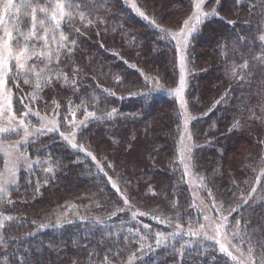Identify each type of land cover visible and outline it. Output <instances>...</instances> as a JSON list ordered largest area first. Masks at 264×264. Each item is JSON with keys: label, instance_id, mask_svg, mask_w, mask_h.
Here are the masks:
<instances>
[{"label": "trees", "instance_id": "1", "mask_svg": "<svg viewBox=\"0 0 264 264\" xmlns=\"http://www.w3.org/2000/svg\"><path fill=\"white\" fill-rule=\"evenodd\" d=\"M251 2L220 0L217 5L215 0H206L204 8H216L219 15L205 18L190 38L185 87L188 112L196 117L188 127L193 170L203 180L201 193L212 202L210 189L220 213L228 216L229 227L240 220L242 231L244 221L251 220L255 227L264 216V201L259 199L264 197V190L259 185H255L257 192L253 193L256 203L229 215V210L241 203L239 197L247 196L255 184L259 169L254 172L249 165L256 166L264 156V144L259 143L264 140V123L249 119V109L264 115L256 107L264 103L258 93L264 69L257 67L250 83L231 78L233 63L242 64L248 59L251 68L258 65L252 57L262 52L258 36L264 31L258 28L256 9L249 12ZM83 3L88 5L95 23L80 37L72 61L62 65L65 72L73 62L79 66L80 92L73 95L71 87L61 88L57 83L55 88H45L41 95L50 105L53 98L57 99L62 114H67L69 98L75 106L81 96L88 110H96L97 115L116 109L111 118L92 121L79 131L77 142L96 156L122 192L126 190L131 209L117 211L128 206L97 168L96 161L72 149L58 133L40 136L27 146L30 158H50L58 166L54 176L43 170L48 164L33 165L20 172L18 188L10 190L14 203L5 212L16 220L5 232L7 242L0 243V264H19L20 256L27 257L31 264H88L89 251L99 253V264L105 245L117 239L123 250L114 259L126 260L139 239L133 236L125 247L124 237L132 235L129 229L133 233L140 229L148 236L147 243H153L157 232L167 235L177 224L196 227L201 223L177 158L182 113L168 91L177 81L176 46L171 35L161 31L180 28L192 11L193 0H135L149 17L147 20L125 0ZM229 20L236 24H228ZM20 86L22 91L13 88L16 108H20L17 97L32 91L22 82ZM226 92L224 99L215 104ZM93 95L98 102L91 99ZM44 101L37 102L39 107L43 108ZM83 115L82 109L76 113L79 118ZM237 120L241 126L233 128ZM132 211L147 214L133 219ZM96 218H101L102 223H96ZM145 224L150 229H144ZM100 240L105 244H98ZM188 241L192 247L186 246L185 255L191 256L183 264H233L216 245L188 238L184 233L136 264H176L179 257L173 253L172 245L179 248ZM252 242H264V230L256 233ZM260 251L256 249L257 256Z\"/></svg>", "mask_w": 264, "mask_h": 264}, {"label": "snow or ice", "instance_id": "2", "mask_svg": "<svg viewBox=\"0 0 264 264\" xmlns=\"http://www.w3.org/2000/svg\"><path fill=\"white\" fill-rule=\"evenodd\" d=\"M206 0H193L191 15L183 21V26L175 32H169L167 29H161L166 34L171 35L172 39L176 41L177 53L180 61V78L179 84L175 88L174 93L179 98L180 107L183 109L182 116L184 119V132L180 137L181 160L190 161L192 145L187 141L192 140V135L188 130V122L196 119L188 112L187 102L184 98V90L186 87L185 70H186V49L189 43V37L197 30V25L209 16H217L219 13L216 8L211 11H205L204 5ZM236 3H241L243 0H235ZM89 3L97 4V0H89ZM125 3H130L131 7L144 19H149L144 11L137 6L135 0H125ZM217 5L220 0H215ZM99 6V5H97ZM256 9L255 15L260 19V28L264 31V0H252L249 3V12L253 13ZM79 22L80 26H77ZM103 22L102 20L100 21ZM95 23L92 18V12L83 0H0V160L3 163V169L0 170V243H6L5 232L12 227L13 221L16 217L11 214H5L7 207L12 205L14 201L10 198V187L17 186L18 188V172L21 164H24L28 169H32L33 165L43 167L48 164L47 168L43 170L55 175V168L57 163H51L48 160L41 161L30 160L26 150L23 149L30 142H35L31 138L38 139L40 136L51 132H58L60 137L65 140L72 149L77 152L84 153L93 161H96L97 168L104 172L108 178L111 187L120 194L123 203L128 206L127 209H117V211H126L131 209L130 200L127 197L126 190L121 191L116 181L108 176L104 171L103 165L96 160V156L91 151H88L83 143L77 142V135L79 131L86 128L92 121H101L105 118H111L116 109L112 112L102 113L97 115L96 110L89 111L87 101L80 97V103L73 106L71 98L67 101V114H62L59 110L61 108L60 102L53 98L51 105L44 101L41 93L45 88H55L59 83L61 88L71 87L72 94L76 95L80 92L77 84L81 69L75 65L69 69L68 72L63 70V66H68L69 61H72L78 48V41L80 37L85 35V32ZM151 23L155 24V20ZM230 25H235L236 21H227ZM247 23V21H245ZM158 26V25H157ZM84 29L82 31L81 29ZM100 33L97 32L96 35ZM243 39V37H240ZM258 40L262 42V52L260 55L252 57L253 60L258 61V65H253L250 68L249 60L244 59L242 64L233 63L231 68V78L239 81L249 82L257 67L264 69V34L258 36ZM21 82L23 85L30 86L32 91L19 96L16 103L21 107L13 108V88L17 91H22ZM119 82V78H117ZM11 84V87L9 86ZM109 95H115L108 89H104ZM259 99L264 100V75L261 76V82L258 87ZM86 95V94H85ZM227 92L223 94L215 104H219L220 100L224 99ZM94 102H98L99 98L95 95L91 97ZM38 101H44L43 108L39 107ZM35 105V107H34ZM247 107V105H245ZM261 114H264V103L256 106ZM83 110V118L76 120V113ZM49 115H41V112ZM249 119H254L260 123H264V115H257L256 111L249 109ZM19 113V115L17 114ZM63 115V122L59 117ZM69 116L71 119H69ZM32 117H35L39 126H34ZM62 123L71 130L67 133L61 131ZM240 121L237 120L233 124V128H239ZM232 129H229L231 131ZM15 135L18 138L10 140L8 137ZM259 143L264 144V140ZM112 167V165H108ZM252 171L256 172L259 169L258 175L255 179V184L251 191L244 196L239 197L241 203L229 210V215L236 212L237 209L248 206L252 207L256 203V198L253 193L257 192L259 185L261 190H264V156L256 166L249 165ZM188 168V163H185V169ZM31 181H29L30 183ZM47 183V180L45 181ZM127 183V182H126ZM207 188L206 185H204ZM36 191L39 192V181H37ZM155 195V193H153ZM208 195L212 197L211 208L209 211L215 209L219 211L215 203V197L212 191L208 189ZM264 201V197H260ZM251 201V203H250ZM203 203V201H201ZM175 206V205H173ZM222 207V205H220ZM264 208V205H262ZM147 213L140 211H132V218L137 216H144ZM115 215V213H112ZM83 219V218H82ZM206 223L199 225L198 229L189 227L188 235L192 237H201L204 240L214 241L218 245L220 253L227 256L233 264H264V242L253 243L254 235L264 230V216L252 226L251 220L244 221L243 231L241 228V221L236 220L234 227H229L228 216L221 214L216 218L208 215L203 217ZM71 223V221H67ZM59 223V221H58ZM96 223H102L101 218H96ZM44 227V225H41ZM144 229H150V225H143ZM130 236L124 237L125 247L133 241V236H138L135 240L137 247L127 257L126 260L114 259L120 256L123 250L119 247V239L112 241L111 245H105L106 251L103 259L99 260V264H136L137 261H143L144 257L162 244L168 246L169 239H175L183 233L182 225L177 224L175 230L167 235L162 232L155 234L153 243H147L148 236L143 234L140 229H129ZM28 235H32L29 233ZM16 239V237H10ZM233 241H236L235 243ZM98 244H105L104 240L98 241ZM191 248V241L181 244L179 248L172 245L174 254H178L179 259L176 264H183L184 260L190 258L185 255V248ZM51 247V245H50ZM83 247L87 248V245ZM260 248V255L257 256L256 249ZM27 251V249H25ZM96 257L97 259H94ZM99 253L95 251L88 252V264H98ZM19 264H31L27 257L20 256ZM73 264H76L73 261Z\"/></svg>", "mask_w": 264, "mask_h": 264}, {"label": "rangeland", "instance_id": "3", "mask_svg": "<svg viewBox=\"0 0 264 264\" xmlns=\"http://www.w3.org/2000/svg\"><path fill=\"white\" fill-rule=\"evenodd\" d=\"M205 11H210L209 9H205ZM192 11H193V8H192ZM191 11V13H192ZM191 13L185 18V20L191 15ZM203 21V20H202ZM201 21V22H202ZM200 22V23H201ZM200 23L197 25V29H198V26L200 25ZM182 26H183V23H182ZM181 26V27H182ZM179 29V28H178ZM177 29V30H178ZM175 30V31H177ZM174 31V32H175ZM0 32H2V30H0ZM195 32V31H194ZM193 32V33H194ZM192 33V34H193ZM191 34V36H192ZM191 36L189 37V42H190V38ZM174 43H175V46H176V41L173 39ZM188 46H189V43H188ZM187 50H188V47L186 49V60H185V64H186V70H185V82L187 81V77H188V66H187ZM176 68H177V81H176V84L174 86V88H171L170 90H168L170 92V94H172L174 97H175V100L178 102V106H179V111L180 113L183 112V109H181L180 107V101H179V98L175 95L174 93V90L175 88L178 86L179 84V78H180V71H181V68H180V61H179V54L177 53V47H176ZM10 86V85H9ZM184 98H185V101H186V97H185V90H184ZM14 101H15V96L13 94V108L14 109H17L14 105ZM19 107H21V105L19 104ZM19 115V113H17ZM41 115H49V118H51L50 114L48 113H45V112H41ZM83 117L79 118V117H76V120L79 121L80 119H82ZM32 123L34 126H39L37 120L35 117H32ZM69 119H71V117L69 116ZM62 122H63V119H60ZM61 131H65L66 133L68 131H70L71 129L66 127L63 123L61 125V128H60ZM188 130H189V127H188ZM184 132V119H183V116L181 117V125H180V131H179V134H178V138H177V158H178V161L181 165V170H182V173H183V176L185 178V181L187 183V186L189 188V191H190V194H191V197H192V200H193V203H194V206L197 207V209L199 210L200 212V217H201V223H199L196 227H191L192 229H198L199 228V225L202 224V223H206L203 219L204 215H208L212 218H216L218 216L221 215L220 211H216L215 209L209 211V209L211 208V203L212 202H209L205 199V197H203L202 195V190H203V180H202V177L197 175L194 170H193V165H192V159L190 161H182L181 160V149H180V137L181 135L183 134ZM190 132V131H189ZM55 133H58V132H51V133H47V134H55ZM59 134V133H58ZM10 140H15L17 139L18 137L15 136L14 134L9 136L8 137ZM32 140H35L36 138H31ZM187 143L191 144L192 145V149H193V143H192V140L191 141H187ZM27 146L26 145L23 149L21 150H26V153L29 157L30 160H35V159H32L30 158L29 156V153L27 152ZM192 153V151H191ZM191 155V154H190ZM185 163H188V168L185 169ZM3 169V163H2V160H0V170ZM24 170H29L24 164H21V167H20V170L18 172V177H19V174L20 172L24 171ZM15 186H11L10 187V190L12 188H14ZM201 201H203V203H201ZM217 207H218V204H216ZM183 228V233L188 237V238H192L194 240H199L200 242H211L212 244L215 245V242L214 241H208V240H204L202 239L201 237H192L190 235H188V229L189 227H182ZM234 243L236 241H233ZM218 247V245H216Z\"/></svg>", "mask_w": 264, "mask_h": 264}]
</instances>
